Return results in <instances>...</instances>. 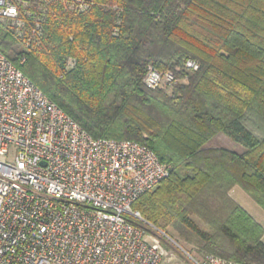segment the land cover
Returning a JSON list of instances; mask_svg holds the SVG:
<instances>
[{
    "label": "trees",
    "instance_id": "1",
    "mask_svg": "<svg viewBox=\"0 0 264 264\" xmlns=\"http://www.w3.org/2000/svg\"><path fill=\"white\" fill-rule=\"evenodd\" d=\"M17 4L24 27L0 28L2 52L93 138L171 166L132 210L159 230L183 225L202 257L264 264V227L230 195L264 210V0ZM149 67L187 83L150 89Z\"/></svg>",
    "mask_w": 264,
    "mask_h": 264
},
{
    "label": "built area",
    "instance_id": "2",
    "mask_svg": "<svg viewBox=\"0 0 264 264\" xmlns=\"http://www.w3.org/2000/svg\"><path fill=\"white\" fill-rule=\"evenodd\" d=\"M17 3L0 0V28L24 27ZM180 81L154 67L144 79ZM170 172L146 145L93 138L0 49V264H171L180 251L240 264L195 259L132 210Z\"/></svg>",
    "mask_w": 264,
    "mask_h": 264
},
{
    "label": "rangeland",
    "instance_id": "3",
    "mask_svg": "<svg viewBox=\"0 0 264 264\" xmlns=\"http://www.w3.org/2000/svg\"><path fill=\"white\" fill-rule=\"evenodd\" d=\"M181 81L179 83H187V78H181ZM146 85V84H145ZM147 86V85H146ZM149 88V87H148ZM171 93V91H169ZM214 146H223V145H228L227 141L222 138H218L213 142ZM242 192V197L237 196V200L245 206L247 210H249L254 217L257 218L258 221H260L264 227V211L254 202L243 190H240ZM253 210H258L260 214L255 213ZM200 227L203 229H207L206 226L202 223H199ZM163 233H165L166 237L172 239L175 241L184 251H186L191 257L195 259H201L202 255L199 253V250L197 249V245L195 244V239L190 238V232L186 230V228L181 225L178 222L172 223L165 231L160 230ZM162 237L163 234H162ZM163 244L165 247L168 248L166 244V239L164 238ZM182 251L177 254L175 260L171 262V264H193L192 260L190 257H187L185 254L182 253Z\"/></svg>",
    "mask_w": 264,
    "mask_h": 264
},
{
    "label": "crops",
    "instance_id": "4",
    "mask_svg": "<svg viewBox=\"0 0 264 264\" xmlns=\"http://www.w3.org/2000/svg\"><path fill=\"white\" fill-rule=\"evenodd\" d=\"M240 190H242L240 187H234L232 190H231V192H230V195H231V197L238 203V204H240L258 223H260L261 225H262V223L260 222V221H258L257 220V218L256 217H254V215L249 211V210H247L246 208H245V206H243L236 198H237V196L238 197H242V192L240 191ZM248 195V194H247ZM249 196V195H248ZM250 197V196H249ZM251 198V197H250ZM252 199V198H251ZM253 200V199H252ZM254 201V200H253ZM255 202V201H254ZM257 204V203H256ZM258 205V204H257ZM259 206V205H258ZM260 207V206H259ZM261 208V207H260ZM262 209V208H261ZM263 210V209H262ZM255 213H258V214H260L259 213V211L258 210H253ZM264 211V210H263ZM263 226V225H262Z\"/></svg>",
    "mask_w": 264,
    "mask_h": 264
}]
</instances>
